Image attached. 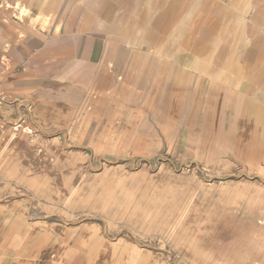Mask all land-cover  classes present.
Wrapping results in <instances>:
<instances>
[{"label":"crops","instance_id":"1","mask_svg":"<svg viewBox=\"0 0 264 264\" xmlns=\"http://www.w3.org/2000/svg\"><path fill=\"white\" fill-rule=\"evenodd\" d=\"M160 154L264 184V0H0V264H161L43 187L48 161Z\"/></svg>","mask_w":264,"mask_h":264},{"label":"rangeland","instance_id":"2","mask_svg":"<svg viewBox=\"0 0 264 264\" xmlns=\"http://www.w3.org/2000/svg\"><path fill=\"white\" fill-rule=\"evenodd\" d=\"M139 157L115 164L75 156L74 168L47 160L49 211L79 210L84 220L106 226L108 240L128 236L156 248L161 264H264V184L213 179L192 165L167 164L162 154ZM25 177L34 181L35 171ZM9 192L34 204L33 184Z\"/></svg>","mask_w":264,"mask_h":264}]
</instances>
